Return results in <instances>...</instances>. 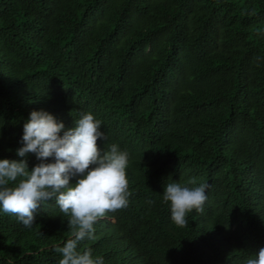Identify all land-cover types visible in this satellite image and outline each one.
<instances>
[{
  "label": "trees",
  "instance_id": "trees-1",
  "mask_svg": "<svg viewBox=\"0 0 264 264\" xmlns=\"http://www.w3.org/2000/svg\"><path fill=\"white\" fill-rule=\"evenodd\" d=\"M40 110L65 130L91 113L98 148L129 153V206L79 245L104 264H246L264 247V0H0V160L21 159ZM193 177L208 199L179 227L162 195ZM48 204L32 228L0 210V264H58L69 217Z\"/></svg>",
  "mask_w": 264,
  "mask_h": 264
},
{
  "label": "clouds",
  "instance_id": "clouds-1",
  "mask_svg": "<svg viewBox=\"0 0 264 264\" xmlns=\"http://www.w3.org/2000/svg\"><path fill=\"white\" fill-rule=\"evenodd\" d=\"M101 128L102 121L91 113H82L75 119V127L65 130L51 113L32 111L23 125L22 147L16 150L21 159L0 160V210L32 228L38 209L55 200V206L69 217L70 238L54 249L62 257L58 264H104L91 248L79 245L96 239L94 226L101 218L129 206V153L115 143L107 144L102 152L97 141H107V136ZM29 154L39 161L31 170ZM195 185L193 177L187 183L165 186L162 202L170 204L171 219L179 227L188 226L186 216L193 210L204 212L209 185ZM140 263L146 264V260ZM246 264H264V247Z\"/></svg>",
  "mask_w": 264,
  "mask_h": 264
}]
</instances>
